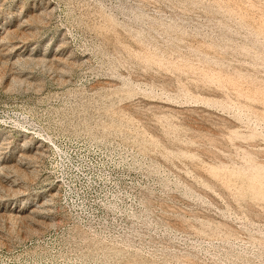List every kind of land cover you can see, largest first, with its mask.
Segmentation results:
<instances>
[{"label": "rangeland", "instance_id": "1", "mask_svg": "<svg viewBox=\"0 0 264 264\" xmlns=\"http://www.w3.org/2000/svg\"><path fill=\"white\" fill-rule=\"evenodd\" d=\"M0 264H264V0H0Z\"/></svg>", "mask_w": 264, "mask_h": 264}]
</instances>
